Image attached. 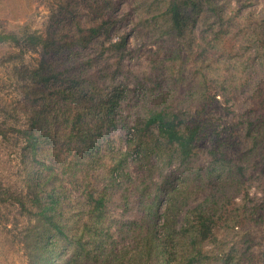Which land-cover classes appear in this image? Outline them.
Returning a JSON list of instances; mask_svg holds the SVG:
<instances>
[{
	"label": "trees",
	"instance_id": "obj_1",
	"mask_svg": "<svg viewBox=\"0 0 264 264\" xmlns=\"http://www.w3.org/2000/svg\"><path fill=\"white\" fill-rule=\"evenodd\" d=\"M242 5L228 14L223 0H166L163 15L169 21L167 33L172 46L176 40H186L188 35L189 39L194 38L192 29L188 30V23L191 22L192 27L196 21L195 15L201 12L203 21L208 22L213 31L210 40L203 33L202 42L208 45L211 40L219 39L228 32H232V37L243 33V41L250 40L252 43L247 49L246 62L254 56L263 64L264 16L257 20L248 33V29L246 31L240 26L250 25L244 17L239 20ZM103 24L109 25L110 20L86 29L76 23V34L79 36L73 38L74 41L86 43L103 31ZM127 39V34H121L117 40L108 42L107 49L112 50L121 60L127 52ZM55 43L50 32L42 35L36 29L29 30L26 25L20 30L0 31V45L16 49L15 53L8 55L5 63H11L9 85L12 92L19 95L14 107L10 106L13 109L7 108L5 104L0 106V136L3 141H7L10 132L14 131L15 144L22 145L21 155L28 163L37 161L39 164L38 167L29 165L30 169L26 171L20 191H12L0 182V207L16 206L19 214L27 217L21 227V242L28 264H55L56 258L63 264H242L246 257L247 261H251L254 254L252 246L256 241L251 230L243 234L240 248L233 246L226 251L216 230L217 221L222 217L219 214L220 206L217 205L219 195L225 192V183L234 182V169L238 166L224 151L221 132L212 128L211 123L203 118V108L211 103L207 102L208 97L215 99L225 91L221 84L211 86L208 83L216 81L211 78L205 66L196 69L197 72L194 73V76L199 74L196 76L194 95L190 93V88H183V83L177 81L174 62L167 65V78L166 71L154 69V77L148 76L141 83L144 88L141 96L147 103L139 107V104L128 101V91H131L129 88L121 87L120 84L111 87L108 85L107 92L104 89L105 80H102L101 86L97 84L98 71L95 67L98 64L95 57L75 62L71 59V52L60 54ZM28 53H40L39 60L34 64L26 62L24 57ZM201 55L202 52L197 54L198 57ZM228 74L229 79H233L232 73ZM243 87L242 84H237L230 88L237 92L243 91ZM231 92L232 90L229 94ZM254 94L259 97L258 102L264 105L261 93ZM193 96L205 101L200 106L197 105L200 109L196 112L192 111L190 105ZM177 98L180 100H176ZM50 102L52 111L57 107L64 109L62 117H56L61 119L62 145L67 153L64 164L58 163L56 166L45 161L39 138L46 136L39 117L47 113ZM121 103L124 104V109L130 107L136 114L135 123L131 127L132 140L129 142L132 146L128 144V147H132L131 150L150 146L152 153L168 157L167 164L176 154L180 163L186 167L199 143L209 141L207 152L210 158L205 165L195 169L194 174L197 187H207V196L189 208L184 215L180 216L177 211L174 194L176 184L165 186L168 187L165 190L162 187L165 181L156 182L153 193L148 191L149 186L139 192L141 196L138 207L142 212L134 217L120 220L106 214V203L111 193L121 187V199L125 202L128 200L127 193L135 192V182L128 178V153L118 152L115 156L112 152L101 154L97 150V134L88 128V121L90 118L94 119L95 126L99 128L98 123L114 120ZM182 103H185L184 107H180ZM17 104L26 121L16 128L14 125L20 115ZM256 105H251L254 111L249 115L244 128V141L252 137L254 140L256 136L263 137L264 119H260L259 111L262 110H256ZM11 120L13 126L9 127ZM252 147L255 149L257 143H253ZM43 152L46 150L43 149ZM104 159H110V164H106ZM99 170L103 173H99ZM68 172L82 175L79 191L82 198L74 208L61 200L60 191L55 185V182H62V176ZM90 175L96 177L98 183L92 182ZM187 175L190 174L184 169L178 172L176 178L183 180ZM124 181L130 182L131 188L123 186ZM183 183L185 185V180ZM166 196L169 201L165 202V210L160 215L157 207L161 198ZM117 239L127 242L118 247ZM259 240L264 245V232ZM56 248L60 250L57 252ZM127 254L131 257L125 260Z\"/></svg>",
	"mask_w": 264,
	"mask_h": 264
},
{
	"label": "rangeland",
	"instance_id": "obj_2",
	"mask_svg": "<svg viewBox=\"0 0 264 264\" xmlns=\"http://www.w3.org/2000/svg\"><path fill=\"white\" fill-rule=\"evenodd\" d=\"M223 1L224 9L228 14H232L237 6L243 4L239 20H243L244 17L250 25H247V28L240 26L246 31L248 29V33L254 28L257 20L264 16V0ZM165 2L166 0H60V2L0 0V31L3 29L20 30L26 25L29 30L36 29L42 35L50 32L51 37L56 40L55 46L57 50H60V54L71 52V59L75 62L95 57L98 64L95 67L98 71L96 72L97 84L101 86L102 80H105L104 89L106 88L107 92L111 85L120 84L121 87L129 88L131 91H128L130 98L128 101L139 104V107L147 103L141 96L144 91L141 83L148 76L154 77V69L166 71L165 78H167L166 76L169 75L167 65L174 62L173 69L177 81L183 83V88H190V93L194 95L196 76H199L198 73L194 76V73L205 66L211 78L216 81L208 83L211 86L221 84L222 90L225 89V91L222 95H217L215 99L208 97L207 102L211 101V103L209 107L203 108L205 111L203 118L211 123L212 128L215 127L221 132V137L224 139L223 149L238 166L234 169L235 177L232 178L234 182L225 183V192L219 195L217 205L220 206L219 214L222 217L217 221L216 230L222 240L224 251L233 246L240 248L244 233L251 230V234L256 238L255 245L252 246L254 254L251 261H247V257L242 258V264H264V245L259 242V236H262L264 232V134L263 137H254V140L253 137L246 139L247 141L243 140L245 139L244 128L248 123L249 115H252L254 111L252 104H257L256 110H262L259 111L261 112L260 119H264V105L258 102L259 97L254 94L255 92L261 93L260 98L264 99V63H260L259 59L254 56L246 62L247 49L252 43L250 40L249 42L243 41V33L232 37V32H228L219 39L211 40L208 45L202 42L201 35L203 33L208 35L207 40H210L213 31L209 23L203 21L201 12L195 15L196 21L192 27L191 22L188 23V30L192 29L194 38L189 39L190 35H188L186 40H176L172 46L167 33L169 21L163 15ZM107 19L110 20V24H103L101 33L86 43L74 41L73 38L79 36L76 34V23L86 29L92 25L102 24ZM121 34H127L128 39L127 52L120 60L112 50L107 49V45L109 41L117 40ZM174 49L175 53H173ZM11 52L15 53L16 49L0 45V106L5 104L7 108L13 109L10 106L17 103L19 95L12 92L9 85L12 69L11 63H5V60ZM199 52H202V55L198 57ZM39 58L40 53H28L24 60L34 64ZM228 73H232L233 79H229L230 74ZM237 84L244 86L243 91L236 92L230 88ZM204 102L193 96L190 102L192 111L199 110L197 105L200 106ZM184 104H180V107ZM51 107L53 106L50 102L47 113L41 114V117L38 115L41 118V126L45 129L43 132L46 134L39 138L41 147L46 150L43 152L42 149L45 161L56 166L58 163L64 164V156L67 153L62 145L61 119L56 117V115L62 117L64 109L57 107L55 109L57 111H52ZM122 108L124 109L123 103H121L119 113L115 114V119L98 123L99 128L95 126L94 119L90 118L88 121V128L97 134L99 142H97V150L99 149L101 154L112 152L111 154L115 156L118 152L128 153V178L135 182V192H128V200L125 202L121 199V187L111 193L106 203V214L120 220L134 217L142 212L138 207L141 190L149 186L148 191L153 193L154 184L165 181L162 186L165 190L168 188L165 186L176 184L173 185L176 188L174 194L177 211L180 216L184 215L189 208L194 207L207 196V187L202 188L204 185L197 187L194 174L195 169L205 165L210 158L207 152L209 141L199 143L195 154L187 164L188 167L180 163L176 154L167 164L168 157L152 153L150 146L137 147L133 150H131L132 147H128V144L132 146L129 142L132 140L131 127L135 123L136 114L130 107L124 110ZM21 110L17 104L18 115H20L14 125L16 128L26 121L21 115ZM12 112L11 110L10 113ZM1 119L2 116H0ZM9 124V127L13 126V121L11 120ZM12 132L14 131L10 132L11 135L7 141H3L0 136V182L12 191H20L26 171L30 169L29 165L38 167L39 164L37 161L28 163V160L21 155L22 145L21 143L15 144V132ZM253 143H257L255 149L252 147ZM49 147L51 148L48 149ZM104 160L106 164H110V159ZM66 161H69V157ZM184 169L190 175L183 177V180L176 178L178 172ZM99 173L103 172L99 170ZM90 174H92L91 171ZM81 176L80 173L68 172L62 176V182H55L60 191L61 200L66 204H71V208L76 207L82 198L79 193L82 186ZM90 179L98 183L96 177L90 175ZM188 181L190 182L187 183ZM97 186L99 187V184ZM123 186L131 188V183L124 181ZM144 195L147 196V193ZM167 201H169L167 196L161 198L157 207L160 215H163ZM26 220L27 217L20 215L16 206L2 205L0 207V264H28L21 242V227ZM117 240L118 247L127 242ZM59 250L56 248L57 252ZM130 257L127 254L125 260ZM54 263L63 264L57 258Z\"/></svg>",
	"mask_w": 264,
	"mask_h": 264
}]
</instances>
